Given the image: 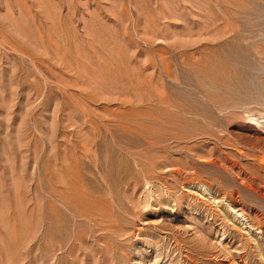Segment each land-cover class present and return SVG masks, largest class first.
Here are the masks:
<instances>
[{"label":"rangeland","instance_id":"obj_1","mask_svg":"<svg viewBox=\"0 0 264 264\" xmlns=\"http://www.w3.org/2000/svg\"><path fill=\"white\" fill-rule=\"evenodd\" d=\"M261 216L264 0H0V264H264Z\"/></svg>","mask_w":264,"mask_h":264},{"label":"bare ground","instance_id":"obj_2","mask_svg":"<svg viewBox=\"0 0 264 264\" xmlns=\"http://www.w3.org/2000/svg\"><path fill=\"white\" fill-rule=\"evenodd\" d=\"M194 174H195V173H194ZM249 186H250V185H249ZM253 188H254V187H253ZM233 193H234V192H233ZM230 196H232V194H231ZM230 196H229V197H230ZM239 196H240V195H239ZM234 197H235V196H234ZM236 197H237V196H236ZM231 198H232V197H230V199H231ZM240 198H241V196H240ZM231 201H232V200H231ZM236 201H237V199H236ZM240 202H241V201H240ZM241 203H242V202H241ZM233 204H234V203H233ZM238 205H239V204H238ZM215 208H216V207H215ZM242 209H243V207H242ZM244 210H245V209H244ZM219 212H220V211H219ZM220 214H221V213H220ZM261 214H262V213H261ZM261 214H260V215H261ZM219 216H220V215H219ZM259 217H260V216H259ZM261 217H264V216H261ZM262 220H263V219H262ZM257 222H258V221H257ZM259 222H260V221H259ZM260 223H262V222H260ZM259 227H260V226H259ZM237 229H238V228H237ZM259 230H260V229H259ZM247 234H248V233H247ZM263 235H264V234H263ZM249 239H250V238H249ZM249 239H248V240H249ZM246 240H247V238H246ZM249 241H250V240H249ZM255 241H256V240H255ZM251 242H253V241H251Z\"/></svg>","mask_w":264,"mask_h":264}]
</instances>
